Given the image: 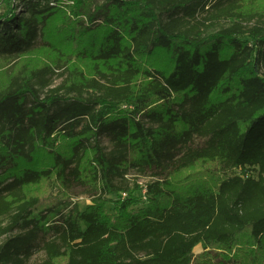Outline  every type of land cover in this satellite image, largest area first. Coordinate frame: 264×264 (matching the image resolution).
Returning <instances> with one entry per match:
<instances>
[{
  "label": "trees",
  "instance_id": "1",
  "mask_svg": "<svg viewBox=\"0 0 264 264\" xmlns=\"http://www.w3.org/2000/svg\"><path fill=\"white\" fill-rule=\"evenodd\" d=\"M245 2L0 0V61L75 44L90 63L0 80V264H264V7ZM83 178L93 198L63 213Z\"/></svg>",
  "mask_w": 264,
  "mask_h": 264
},
{
  "label": "rangeland",
  "instance_id": "2",
  "mask_svg": "<svg viewBox=\"0 0 264 264\" xmlns=\"http://www.w3.org/2000/svg\"><path fill=\"white\" fill-rule=\"evenodd\" d=\"M248 10L252 8L253 5L255 6H262L264 7V0H246L245 2ZM78 50L76 49V45L74 44L71 48L68 49H60L57 50H41L35 52L33 54L25 55L19 57L17 60L14 61H0V80H4L6 78L5 75L12 74L15 70L22 66L27 67H40V66H48L51 70L54 71V75L51 77L52 79V86L51 88L60 86L64 81H71L76 76L81 77L87 73V67L90 70V63L88 61H82V56L77 53ZM83 62V63H81ZM102 145L107 147L108 141L106 137H102L101 139ZM59 142V141H58ZM202 143L201 140H195L194 145H200ZM57 145V144H56ZM61 147V142L58 143V148ZM212 163H200L197 164L194 169L186 170L177 174L173 177L174 182H189L193 177L198 178H207L204 176L202 172L205 171L206 168L212 167ZM199 172V173H198ZM198 173V176H190V174ZM149 176H142L137 174L136 172H130V174L125 176L126 181L128 182V186L130 190H136L133 196L139 200V202L143 203L146 199V191H144L145 184H148L150 181ZM84 184L82 185H74L66 194L64 193L63 189L59 187L58 182L56 181V187L52 189L50 192V196L52 198H57L60 193H64V197L68 199V208L61 207L63 209V213H67L68 210H71L76 207L78 211H83L85 207L90 203V200L93 198L94 195L92 193L96 190L99 186H94V181L90 182V178L85 181L83 178ZM120 182V181H119ZM206 181H196L193 186H201ZM142 189H138V188ZM33 195L42 197L47 194V188L45 184H39L32 189ZM62 191V192H61ZM140 191V192H139ZM121 195V194H120ZM113 198H117L116 196H112ZM125 197H121V199H125ZM130 197V196H129ZM56 203L55 201H53ZM5 225V222L2 223ZM5 238V236L0 237V242ZM202 250L200 247H197L194 250V259L192 264H208L210 262L209 256L201 255ZM45 259L44 253L40 251H36L31 258L25 264H40ZM248 259V256H247ZM220 261L219 258L215 257L213 259L214 264H218ZM212 262V261H211ZM57 264H64V260H59ZM225 264H232V261H228Z\"/></svg>",
  "mask_w": 264,
  "mask_h": 264
},
{
  "label": "built area",
  "instance_id": "3",
  "mask_svg": "<svg viewBox=\"0 0 264 264\" xmlns=\"http://www.w3.org/2000/svg\"><path fill=\"white\" fill-rule=\"evenodd\" d=\"M144 191H145V188H144ZM120 196H121V197H125V196H126V194H124V193H123V194H121Z\"/></svg>",
  "mask_w": 264,
  "mask_h": 264
}]
</instances>
